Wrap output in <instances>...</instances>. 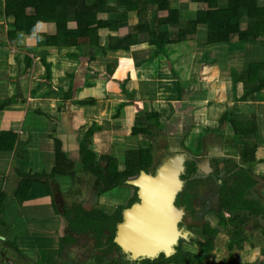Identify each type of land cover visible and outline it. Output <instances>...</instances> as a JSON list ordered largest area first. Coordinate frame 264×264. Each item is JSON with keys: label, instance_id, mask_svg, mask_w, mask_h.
Returning a JSON list of instances; mask_svg holds the SVG:
<instances>
[{"label": "trees", "instance_id": "trees-1", "mask_svg": "<svg viewBox=\"0 0 264 264\" xmlns=\"http://www.w3.org/2000/svg\"><path fill=\"white\" fill-rule=\"evenodd\" d=\"M103 1L4 0L3 3L1 2L3 16L9 21L11 30L5 34H0V41L2 43L6 41L11 45L16 43L19 45V42L25 43L26 38L34 33L37 39L43 40V51L49 52L52 48L74 49L76 52L67 53L66 57L77 60L78 57L86 55L87 51L94 55L89 59L114 54L118 51L127 53L133 46L139 45L136 37L142 35L145 36L144 41H146L147 47V57L143 63L157 61V65L159 64L158 69H160L159 75L163 74L161 72L165 69L173 70L171 72L175 75L174 67L177 66V63H173L172 59H178V56H180L179 59L184 56L187 57L190 47L186 43H195L202 49L215 48L218 54H227L226 57H229V53L231 57L228 61L235 62V65L230 64L228 71H226L231 79L234 105L232 109L220 116L218 123L222 130L229 129L235 138V140L231 138L230 140L233 143L227 145L233 146L238 139L240 140L234 148L240 153L244 167L241 168V173L237 174L231 182V186L224 188L220 197L223 203L222 206L224 205V212L220 213L221 215L216 220V224L220 228L222 227L221 235H218L217 229L214 230V228L208 226L205 230L206 239L195 248V251L201 254V258H196L194 261L185 260L184 262L185 264H205L203 260L212 255L211 252L214 251L216 245L215 241L219 236L225 237L226 235L225 250L227 251V259L214 264H235L236 252L242 251L245 245L252 246L246 231L250 220L264 221V195H261L262 198L253 197L252 194H254L253 191L258 184V180L255 175L248 173L252 164L255 163V154L260 147L256 138L259 130L261 131L263 114H256L252 108L251 114L244 116V114H237L239 109L235 106V104H240L246 107H255L256 101L263 98L261 94L264 92V0H115V6L103 5L102 8L101 3ZM179 3L188 4L190 11L193 13L192 19L183 20L178 18L176 8ZM150 5L153 6V10L151 17L147 19L149 14L147 7ZM222 5L223 7L219 8ZM99 8L102 10L100 12L102 14L119 13V10L122 9L124 12L120 17L125 18L127 13H135L143 21L131 26V29L135 32L134 35L130 30V33L128 32L124 39L108 36L106 44L101 46L100 38L93 34L92 29L103 28L111 33L116 28L110 21L97 18ZM40 25L48 26V31H43V29L39 31L37 27ZM169 25L178 28L173 36L160 30V28ZM201 27H207L204 41L200 39L202 29L199 30V28ZM232 53L235 55L232 56ZM137 58L136 54H133L135 62L139 60ZM203 58L206 61V57L203 56ZM213 60L217 59L213 58ZM30 62L29 59L26 61L25 72L29 69ZM179 64L181 65L180 62ZM131 69H133V66L122 69L124 71L123 75L119 72L120 75L117 78L113 77L115 78L113 83L117 86V89L130 99L137 93L134 86L130 87L128 83L126 85L127 80L130 79L129 72ZM108 73L111 75V70H108ZM69 78L73 80L72 74ZM45 80L48 89L56 94L59 93L62 99L72 98L74 93L73 83H70L66 90L53 87L50 84L49 67L46 69ZM179 88L182 87L178 81L177 92ZM237 88L239 91L236 93ZM234 91L235 94H233ZM171 97L176 101L183 100L180 93ZM140 100L141 98L137 102ZM11 101L12 99H8L0 104V111L3 106ZM90 101L93 100L90 99ZM135 102L132 104L137 109V102ZM75 103L79 106L90 104L87 100H79ZM125 105L126 103L120 102L117 105L118 111H121ZM36 114L42 116V118L44 117V120L51 119L50 114L40 111H36ZM138 114L139 117L133 121L130 135L135 139L140 135L144 137L152 135L155 138L153 143H157L158 137L153 136L156 135L153 131L163 125L159 120V114L155 112L144 113L140 109ZM116 118L115 115L113 120H116ZM102 129L103 126L97 127L93 124L84 134L83 144L88 142L94 132ZM52 139L54 148L51 154L55 161L52 175L73 178L74 174L71 173L74 163L62 151L59 139ZM16 140V135L9 132H0V157L4 156L3 152L12 149ZM87 146L88 144L82 145L80 148L83 171L94 177L95 187L101 190V193L122 187L127 178L137 175L140 171L150 170L152 167L153 144L149 149L137 147L125 151L121 157V163L110 155L104 156L107 161L106 168L95 161L96 156L87 150ZM18 174L20 175L19 172ZM22 176L23 178L19 180L14 190L17 197L23 196V194L25 196L31 187L30 183L27 184L24 180V178H29V175L24 174ZM262 182L264 184V178H262ZM50 214H53V212H50ZM97 217L104 216L98 215ZM42 222L45 221L42 220ZM253 228L259 230L264 239V229L261 225L254 224ZM251 248L255 249L254 247ZM260 254H264V248L260 251ZM179 256L183 258L181 255ZM263 258V255H261L256 262H243L242 264H256L258 260L262 263ZM172 260L169 259V262Z\"/></svg>", "mask_w": 264, "mask_h": 264}, {"label": "rangeland", "instance_id": "rangeland-1", "mask_svg": "<svg viewBox=\"0 0 264 264\" xmlns=\"http://www.w3.org/2000/svg\"><path fill=\"white\" fill-rule=\"evenodd\" d=\"M103 5H110V6H115L116 1L115 0H104L103 3H101V6L103 8ZM220 6L219 8H222ZM177 15H179L178 18H181L183 20H190L193 18V13L190 11L188 4L187 3H179L177 5ZM153 10V6L150 5L147 7V12L149 19L151 17V12ZM102 10L99 8L97 13V18L99 19H106L110 21L113 26H115L116 30L115 31H108L107 29L103 28H97V29H92L93 34H96L100 38V44L101 46L105 45L107 42V37L108 36H116L119 39H124L126 38L127 33L131 30L133 32V35L135 32L131 29V26L133 24H137L138 22H142L143 20L139 17V15L135 13H127L125 18L120 17L122 12H124L122 9L119 10V13H113V14H102L100 13ZM123 16V15H122ZM145 18V20H147ZM37 29L40 31L43 29V31H48V26H38ZM202 29V30H201ZM206 29L207 27H201L199 30H201V36L200 39L204 41L205 39V34H206ZM11 28L9 27V21L6 18L0 19V34H5L9 32ZM161 32L165 31L167 35L173 36L174 33L178 30L176 26H167L160 28ZM130 33V32H129ZM145 36H137L136 39H138L139 45L133 46L132 50L125 53V52H115L114 54H106L103 57L97 56L95 59H89L91 56H94L91 54V52L87 51L86 55H82L78 57V61L72 62L71 59H68L66 57L67 53H73L76 52L74 49L70 50H62V49H56L52 48L49 52H45L42 50L44 43L42 39H37L34 35V33L26 38L25 43L19 42V45L13 44L11 45V48L5 49L6 54L10 56V67L11 69L8 68L6 69L7 72V79L9 80H16V83L20 85L23 83L25 85L24 88L27 90L33 91L34 89L38 88L41 84H43V87H40L36 93H39L40 91H45L48 89L47 87V82L45 80L46 77V69L49 67L50 69V84H52L53 87H57L58 85H61L62 87L65 86L67 87L69 83H67V79L72 74L73 78V86L72 87L75 90V85H78L79 87H83L88 81H94L98 82L99 87L104 86L106 89V85L109 87L111 84V81L113 79V75H109L107 72L108 70L112 72L117 71V76L116 78L124 71L122 69L129 68L131 66H135L137 63L135 60L132 58V54H136L138 57L137 59H143L147 57L146 53V41H144ZM134 40V39H133ZM136 42V41H135ZM189 47L190 50L188 51V55L185 58V56L182 59H179L180 56L177 58L172 59L173 63H177V68L174 67V73L171 71L173 70H163L161 75H159L160 69H157L156 64H150L149 69L153 75L152 78L156 77V73L159 75L160 78L164 80V83H160L159 89H160V95L166 104L171 103L168 101L169 99L166 98V90H170L172 96L177 95L180 93L181 97L183 99H190L188 103H185L183 106L184 108L181 109L182 106L178 107L180 103H176L174 107H170L169 105H164L165 108L162 110V114L160 117V122L163 123L162 127H159V129H156L153 131L154 133H158V140L157 143H153L154 141L151 139V136L149 137H144L143 135H140L137 137V139L133 138L130 133L132 130V124L134 119L139 117V114L137 111H135L134 108H131L133 111V114H128L127 117H123V119L126 118V121L123 120H113L110 122L106 121L104 122L103 129L100 130V134L97 135L95 138L99 140L101 136H103L102 140L98 141V144H101L105 142V145H107V148L109 147L108 154L112 156L114 159H116L118 162L121 163V157L123 156V153L125 151H128L130 149H134L137 147H141L143 149H149L151 144L153 143V148H154V153H153V163L151 167V172L152 170L157 166L159 163L158 158L161 157L164 154H169L170 152H180V151H186L187 149L193 153L198 152V143L200 140L203 138L204 142L210 144L212 147L215 146H226L231 142V138L235 140L233 137L232 132L228 130H222L219 125V112L221 111V108L217 110L215 107H212L216 103V100L214 97L220 96L223 97L224 100H229L232 99V96L229 98V94L226 92L222 93H216L212 91L213 85L216 87L221 79L223 81H226V84L229 86L231 84V79L229 74L226 72L228 71L229 67H225L222 71H224L222 74L216 70V68L213 65L211 66L212 72H216L218 75L211 80V83H206V75H207V64L202 65V59L203 56L207 58V61L212 63L213 58L216 56V52L212 51L209 49V53H207L205 49L200 48L197 44L195 43H186ZM94 49V48H91ZM96 49V48H95ZM209 54V56H208ZM191 58V59H190ZM31 60L30 62V67L29 69L25 72L24 69L26 67V61ZM190 59V60H189ZM74 60V59H73ZM189 60V63H188ZM8 62V63H9ZM181 63V65L179 64ZM159 65V64H158ZM35 66V69L32 67ZM166 66V65H165ZM14 70V72H11V70ZM153 69V70H151ZM189 69H192L193 71H196L195 76L192 75L191 77L188 78L187 73L182 74L184 70H187L189 72ZM120 72V74H119ZM154 73V74H153ZM176 74L178 78H180V81L182 83V88H179L177 92V87H178V81H176ZM222 76V78H221ZM177 78V79H178ZM22 80H27V84H25ZM218 80V81H217ZM217 81V82H214ZM32 82V83H30ZM135 80H133L132 76H130V79L127 80L128 84H131L134 86ZM199 83H204L207 84L206 88H209V92H199L200 89L195 85ZM75 84V85H74ZM194 84V85H193ZM13 86V85H12ZM111 86H114L115 88L117 87L115 84H112ZM225 87V86H224ZM14 89V86H13ZM136 89V88H134ZM236 93L239 91V89H236ZM51 91H48V94L45 97L46 101L49 102H58L60 103L61 99H57L54 97V94L50 93ZM116 92H120L116 88ZM95 94L94 92L88 93L86 96L90 97V99H94L95 97L98 98H105L106 95H110L112 91L108 90L105 92L103 87L98 90ZM235 94V91L234 93ZM85 93L82 92L81 96H84ZM137 94H135L136 97ZM262 99L257 100L254 106L252 107H246L243 105V109L240 110V104H235V106L240 110L239 112L241 113H247L244 114V116H247L251 114V110H253L257 113L263 114V120L261 123V131L259 130V134L257 135L256 141L258 143H263L264 144V92L261 94ZM134 97V96H133ZM206 99V102L208 103L207 106H205L202 110V113L200 117H196L194 115H185L184 112H193L194 113L197 111V106L199 104L202 105V102H199L200 99ZM221 99V98H220ZM84 101V99H82ZM81 100V101H82ZM6 99L0 101V104H2ZM34 102V101H33ZM180 102V101H179ZM125 103V102H122ZM129 103V102H127ZM126 103V104H127ZM233 103V102H232ZM117 104H119L117 102ZM205 103H203L204 105ZM99 105L101 107L107 106L105 104V101H100ZM131 104H127V106ZM234 105V104H233ZM130 106H128L127 111H129ZM141 109L144 113L149 112V104L147 101H143L141 104ZM51 107V106H50ZM163 107V105L161 106ZM169 107V108H168ZM242 107V105H241ZM178 108L181 109V111L174 112ZM117 112V108L113 106V109L111 111ZM215 110V111H214ZM8 116L5 118L6 120H10L12 117L16 119L15 114H8ZM0 114V124L2 123L3 119L2 117H6ZM79 117H82L80 115ZM125 117V118H124ZM65 119H68V114L66 113ZM79 119V118H77ZM110 119V118H109ZM65 120V121H66ZM108 120V118H107ZM67 122V121H66ZM74 125V123H73ZM68 127V126H67ZM85 131V129H84ZM213 136V137H212ZM217 136V137H215ZM163 137L166 139L163 140ZM141 140V141H139ZM43 141V143H42ZM48 141L47 139L39 138L37 142L42 143L39 145V151L37 154L32 155L33 153L30 154V156H26V170L21 172V176H19V179H22L24 174L29 175V178H24L26 180V183H30V186L35 183V185H38L37 182L41 179V174H49L51 177L53 176L52 170L55 165V161L53 158V155L51 152L47 151L49 147L46 145V142ZM240 140L238 139L232 147H235L238 145ZM79 144L82 145V135L79 137ZM184 145L187 149L184 148ZM97 146V145H96ZM198 147V148H196ZM44 148H47L44 150ZM221 148V147H220ZM42 149V150H41ZM219 152V151H218ZM221 154V153H220ZM3 155L8 156V152H3ZM73 156V153H71V157ZM194 156V155H193ZM195 158V157H194ZM238 160V159H237ZM18 162L17 160H10V159H5L4 160V165H9L8 169L13 173L15 171L14 167H10L13 164L12 163ZM242 164H244L243 161H241ZM259 162V163H258ZM118 163V164H120ZM241 164V165H242ZM18 167L20 166L19 163H17ZM99 165L102 166L103 168H106L107 162L105 160H99ZM243 166V165H242ZM6 167V166H5ZM78 167V162L75 161L74 163V168L72 170L71 174L76 175L78 178L83 180V182H80L78 185L74 183V181L70 178V176H63V179L57 180L60 183L61 189L64 191L70 192L72 195H77L76 191H78V188L80 189L81 194L79 195L81 203H86L89 205V207H92L90 214L92 215H97L94 213V209H96L98 212H103L106 215H111L113 212H115V208L118 207L119 205L121 206H126L127 204L130 203V200L132 197H129V194L133 192L131 187L128 186H123V187H118L112 190H109L107 192L101 193V190L98 189H93L92 184L94 183V178L86 173L83 172L81 169H77ZM77 169V170H76ZM247 169H249L247 167ZM76 170V172H75ZM250 174L255 175L256 179L258 180V184L255 186L254 191L252 195L255 198L261 197V195H264V184L262 182V178H264V147L260 148L259 153L255 154V163L252 164V167L249 169ZM16 174V172L14 173ZM14 174H9L10 176H13ZM58 174V173H57ZM73 175V176H74ZM92 177V178H91ZM40 186V185H39ZM72 191H70V189ZM89 188L92 189L89 191ZM30 190V189H29ZM32 190V189H31ZM31 190L26 193L24 196H15L14 192L10 193H5L1 194L2 197L0 199V211L4 210L6 206H8V209L11 207H18L19 212L18 214L15 215L14 213L6 215L2 218L4 222V227L2 228V225H0V229H4V231L7 234L6 230L10 229V225L13 226L15 230L18 231H23L24 227L27 225V231L28 233L31 232V230L35 231V223H40L39 219L44 220L43 222V228L47 227H52L53 230H55L56 225H54L55 220H57L56 216L53 214H50L51 209L46 205V202L48 200V196L43 195V199L41 201V204L37 208L31 206V201L30 200H37L42 197V195H36V196H28L31 193ZM64 204H68L69 202H74V199L71 195L69 194H63L62 195ZM262 198V197H261ZM9 203V204H8ZM200 204L202 203L201 201L199 202ZM48 204V203H47ZM49 215L51 216L52 219H49ZM104 215V214H103ZM22 216V217H20ZM55 217V219H53ZM89 218V215L88 217ZM86 219V218H85ZM213 221V222H212ZM209 222H212V226L215 224L216 220L212 217V215H209ZM217 223V222H216ZM260 224L261 227L264 229V221H254L253 219L250 220V223L247 225V234L249 235V240L252 243L251 247H254L255 249L251 250L250 245H245L243 246L242 251L236 252V255L234 257L235 264L238 263H243V262H253L257 260V258L261 255L258 253V249L260 251L263 250L264 248V239L261 233H259V230H255L253 228V225L255 224ZM39 226V225H37ZM42 226V225H41ZM27 233V234H28ZM226 235L225 237L219 236L218 239L215 241V249L212 251V256L213 258H208L207 262L211 263L212 261L215 262H220L224 259H227V251L225 250V243H226ZM224 247V248H223ZM220 249V250H218ZM262 259V258H260ZM258 264L260 263V260H258Z\"/></svg>", "mask_w": 264, "mask_h": 264}, {"label": "crops", "instance_id": "crops-1", "mask_svg": "<svg viewBox=\"0 0 264 264\" xmlns=\"http://www.w3.org/2000/svg\"><path fill=\"white\" fill-rule=\"evenodd\" d=\"M3 1L4 0H0V19L5 18L3 16V10H2V5H1V2L3 3ZM8 48H11V44H9L6 41L4 43L0 41V101L4 99L6 100L12 99L10 103L8 102L7 105L3 106V109L0 111V114H2L3 116H6L8 114H15L16 119L12 117L10 120H6L5 118H7L8 116L2 117L3 121L0 124V132L12 133L16 135L17 140L12 146V149L8 151V156L4 155L3 157H0V199L2 197L1 194L14 192L20 180L19 176L21 175V172L25 171L27 168L26 167V163H27L26 156H30L31 153H33L32 155H34L40 152L38 150L39 145H41L43 141L42 143L37 142L39 138H43V139L45 138L48 140L45 142H46V145L49 147V149L44 148V150L47 149V151L49 152H53V148H54V141L52 138L59 139V141L61 142V149L64 152V154L73 163H75V161L78 162L77 169L79 168L83 170L82 162H81V152H80V148L82 145L88 144L87 150L96 156L95 161L98 162V164H99V160H105L104 156L109 155L108 150H109L110 145L107 148V145H105V142L104 144L103 143L98 144V141L102 140L103 136H101L99 140L95 138L97 135L100 134L99 131L94 132L90 136L88 142H86L85 144H83L84 142L83 139H82V145L79 144V137L82 135V138H84V134L91 128L93 124L96 125L97 127L102 126V125L104 126V122L106 121L111 122L115 115L117 116L116 120L126 121L125 117H127L128 114L131 115L135 111L138 112L139 109L142 110L141 104L143 103V101H147V103L149 104V112H155L159 114V119L161 117L162 110H164L163 108L166 109L164 105H169L170 107H174L176 103H180L178 107L182 106L181 109H183L184 108L183 105L185 103H188V101H190V99H183L180 102L176 101L175 99H173V97H171L172 94L170 90H166L165 91L167 92L166 98L169 97L167 99H169L168 101L171 102L169 104H166L167 102H165V100H163L160 95V89H159L158 84L160 83L164 84V80L160 78L159 75L156 73V71L159 68L157 65V61L143 63L144 62L143 59L142 60L139 59L136 62L137 64L135 66L133 65V69H131V71L129 72L130 76H132L133 80H135L134 87L137 89V93H136L137 95L136 97L134 96L132 99L125 97L122 93L120 94L119 92H116L117 87L115 88L114 86H111L112 84H114L113 79L115 78L112 79L109 87L106 85V89L104 88V86L99 87L98 82H94V81L93 82L88 81L83 87H79L78 85L74 84L76 87H75V90H73L74 91L73 96L71 99H67V100L62 99V96L59 95V93L56 94L52 90H49V89L36 93V91L40 87L44 86L43 84L38 86V88L34 89L30 93L29 90L24 88L25 85L23 83L18 85L16 83V80H9L10 78L7 79L6 69L8 70V68L11 69L10 67H12L9 62L11 60L10 56L9 54L7 55L5 52V49H8ZM132 48L130 49V51L132 50ZM209 49H211L213 52L215 51V48H206L205 50H207L206 51L207 53H209ZM233 55L235 54L232 53V56ZM226 56L227 54L223 55V54H218V52H216V56L214 58L217 60H212V63L208 62L207 58H206V61H204V58H201L202 65L207 64L208 66L206 70L207 75L205 78L206 83H211V80L213 78L215 79V77H217L218 75L216 72H212V70L210 69L211 68L210 65H213L216 68V70L220 72V74L224 72L222 70L225 67L230 66V64L235 65V62L232 63L231 61L230 62L228 61L229 57H231L229 53H228L229 57H226ZM132 58H133V54H132ZM78 60L79 59H77L76 61ZM76 61L72 60V62H76ZM150 64L157 65V69L154 72L156 74V77L154 78H152L153 75L149 69ZM32 68L35 69V66ZM175 68H177V66H175ZM14 70L15 69L11 70V72H14ZM186 73L189 78L192 75L195 76L196 71L189 69V72L187 70L182 72V74H186ZM111 75H113V77L117 76V71H113V74L111 73ZM177 78H176V81H179L181 83L180 78L178 79ZM50 80H51V77H50ZM67 80H68L67 83L69 84L73 83V80H71L69 77ZM22 81L25 84H27L28 82L27 80H22ZM217 81H214V82H217ZM12 85L14 86V89ZM129 85L130 87H133L131 84ZM195 85L200 89L199 92H209L208 91L209 88H206L207 84L199 83ZM68 86L62 87L61 85H58L56 88L66 90ZM181 86H182V83H181ZM102 87L105 92L108 89L112 91V93L110 95H106L105 98L95 97L94 99H92L93 101H90V97H87L86 95L90 92H94L95 94H97L96 92L100 90ZM48 91H52L50 93L54 94L53 96L56 97L58 100L61 99L60 103L46 101L45 97H47L46 95L48 94ZM212 91L216 93L226 92L229 94V98L230 96H232L231 84H229L228 86L226 84V81H223L222 79L216 87H214L213 85ZM82 92L85 93L84 96H81ZM136 98L138 99L141 98V100L137 102L138 99L136 100ZM214 98L217 104H214L212 107H215L217 110L221 108V111L219 112L218 117H220L223 113L227 112L229 109L233 108L232 107L234 104L233 99L223 101L224 100L223 97L217 96ZM82 99L87 100L90 104L87 106H79L75 103V101H79V100L81 101ZM100 101H105V104L107 106L103 105V107H101L99 105ZM117 102L118 103L129 102L127 104H131L132 106L128 105L130 106L129 111H127L128 109L127 104L121 111H118V110L117 112H115L114 110L111 111V109H113V106L117 108V105H118ZM134 102L137 104V109H135L132 104ZM199 102H202V105L199 104V106L196 107L197 111L195 113L194 111L190 113L186 111L183 113L184 116L190 114L196 117H200L203 108L207 106L208 103L206 102V99L204 98L200 99ZM203 103L205 104L203 105ZM162 105L163 107H161ZM131 108H134L135 111H133ZM181 109L178 108L174 112L181 111ZM242 109H243V106L241 107L240 110ZM36 111L50 114L49 116L51 117V119L44 120V117L42 118V116L37 115ZM239 111L237 114H247V113H242V112L240 113ZM66 113L68 114L67 120L65 119ZM80 115H82V117H79ZM123 115L125 116L124 117L125 119H123V117H120ZM259 144H260V147L257 150V154L259 153L260 148L264 147L263 143H259ZM71 153H73L72 157H71ZM17 158H18V162L16 163L13 162L12 163L13 165L10 166V167L15 168V171L11 173V171L8 169L9 165H4V160L10 159V160L15 161L17 160ZM17 163L20 164L19 167ZM15 172L16 174H14ZM18 172L20 173V175L18 174ZM9 174H14V175L9 177ZM42 174H41V177L43 176ZM44 175L46 176H43L41 179L47 178L50 181H46L47 179L45 181H41L40 179L37 182L38 185H35L34 183L30 187V190L31 189L32 190L28 196L42 195V197L37 200H30L31 206H35V207H32V210H34L33 208H37L41 204L43 195L48 196V200L45 206L47 207L49 206L51 208L52 202H53L52 198L54 194L57 193L58 191L57 187L58 188L61 187L57 178L61 180L63 179V176L55 175L51 177V175L49 174H44ZM50 183L51 184L53 183L52 185H54V183L55 184L57 183V187L52 186ZM7 212H8L7 215L9 216L10 214L14 213V217H15V215L18 214L19 209L17 206L11 207L10 209H8V206H6L3 211L2 210L0 211V225H2V228L4 227V222L2 218L6 215ZM49 219H52V217L50 216ZM39 222L40 223L35 225L36 230L35 231L31 230L30 233L39 234L40 232H42L45 235H53V234L61 235L63 224H59V227H57V224H54L56 225V228L55 230H53L52 227L43 228V222L40 219H39ZM10 228H13V226L10 225ZM9 230H6L7 231V234H6L5 232H2L4 231V229H0V236L7 238L8 236H10V233L13 234L16 231L14 228L9 229ZM258 253H260L259 249H258ZM52 264H55V263L52 262ZM256 264H258V262ZM261 264H264V261Z\"/></svg>", "mask_w": 264, "mask_h": 264}, {"label": "flooded vegetation", "instance_id": "flooded-vegetation-1", "mask_svg": "<svg viewBox=\"0 0 264 264\" xmlns=\"http://www.w3.org/2000/svg\"><path fill=\"white\" fill-rule=\"evenodd\" d=\"M158 133L159 131L153 136L159 138ZM151 139L155 141L152 135ZM198 147H196L198 152L193 153L184 145L187 152L194 155L193 157L196 160H188L184 164L185 170L180 179L185 185V190L178 195L175 205L183 207L187 212V215L179 224V229L183 233H187L188 237L179 240L175 253L171 257L166 258L160 254L153 260L133 261L130 255L124 253L115 243L118 226L123 221V211L138 201L137 189L128 185V180L136 177L141 172L154 174V168L152 172L151 169L140 171L137 175L124 181L123 186L133 189V192L129 194V197H132L130 203L125 207L121 206L122 204L119 205L115 208V212L109 216L103 212H98L96 209H94V213L97 215L90 214L92 207H89L86 203H81L79 188L76 191L77 195H72L68 190L64 191L61 187L58 188L57 183H54V185L50 183L52 186L57 187V193L59 194H54L52 198L53 207L50 209L57 218L54 224H57V227H59V224H63L61 235H45L42 232L39 234L28 233L26 225L23 231L16 230L13 234L10 233L7 238L0 236V264H52V262L55 264H185V260L200 259L201 254L195 251V248L206 239L205 230L207 227L217 229L218 235H221L222 231V227L220 228L216 224L217 221L215 222L216 225L212 226L213 221L209 222V215L217 220L219 215L224 212V205L222 206L223 203L220 197L224 188L231 186V182L237 174L241 173L244 164L241 162L243 159L238 150L230 145L220 146L221 149H219L216 148L217 146L212 147L204 142L202 138L198 143ZM228 151L232 153L228 156L229 158L225 156ZM206 158L208 159V166L203 162ZM46 179L43 178L41 181ZM71 179L76 185L83 182L76 175ZM46 181L50 180L47 179ZM92 188L96 189L94 183ZM91 190L89 188V191ZM63 194L71 195L74 202L64 204ZM58 205H61L60 210L56 207ZM88 215L89 218H87ZM98 215L104 217L98 218ZM209 257L213 258L212 255ZM169 259L173 260L169 262ZM207 259L203 260V263L214 264V261L209 263Z\"/></svg>", "mask_w": 264, "mask_h": 264}, {"label": "water", "instance_id": "water-1", "mask_svg": "<svg viewBox=\"0 0 264 264\" xmlns=\"http://www.w3.org/2000/svg\"><path fill=\"white\" fill-rule=\"evenodd\" d=\"M230 152L225 156H230ZM188 160L196 159L187 150L170 152L158 158L154 174L141 172L128 180V185L137 189L138 201L123 211L115 243L131 260H153L160 254L169 258L179 240L188 237L179 229L187 212L175 205L176 198L185 190L180 176ZM203 162L208 166L207 158ZM56 207L60 210L61 205Z\"/></svg>", "mask_w": 264, "mask_h": 264}]
</instances>
